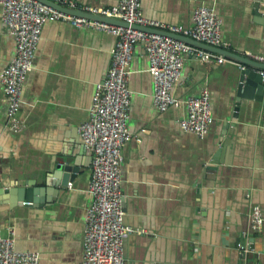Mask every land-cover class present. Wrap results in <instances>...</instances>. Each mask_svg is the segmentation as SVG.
<instances>
[{"label": "crops", "instance_id": "1", "mask_svg": "<svg viewBox=\"0 0 264 264\" xmlns=\"http://www.w3.org/2000/svg\"><path fill=\"white\" fill-rule=\"evenodd\" d=\"M77 2L112 7L118 0ZM202 4L222 18L227 50L264 57V0H142V11L191 27ZM1 14L0 5V73L17 50ZM114 43L106 31L47 22L24 85L19 131L8 124L0 81V232L8 235L12 227L17 249L38 252L39 264H84L93 153L79 127ZM130 71L133 137L123 150V208L125 222L141 232L125 238V264H264V222L259 229L251 222L255 207L264 218V98L237 100V65L187 57L173 93L185 99L209 89L214 122L199 139L181 128L185 105L155 106L143 43ZM62 157L80 167L67 187L53 174ZM242 241L252 244L248 259L241 258Z\"/></svg>", "mask_w": 264, "mask_h": 264}, {"label": "built area", "instance_id": "2", "mask_svg": "<svg viewBox=\"0 0 264 264\" xmlns=\"http://www.w3.org/2000/svg\"><path fill=\"white\" fill-rule=\"evenodd\" d=\"M51 1L93 16L74 14L40 0H0L2 19L14 37L17 49L15 56L0 73L8 102V124L14 131L23 127L19 111L24 85L33 68L43 27L47 22L62 21L78 28L89 27L115 36L110 67L106 77L96 84L89 118L79 127L84 145L93 153L90 183L93 201L85 216L84 264H125L124 240L130 234L141 232L125 222V194L122 189L123 150L133 137L129 128L132 97L129 79L130 62L136 45L143 43L148 52L150 72L154 78L155 106L165 110L170 106L185 105L187 115L180 121L181 128L199 139L206 138L214 122L211 94L208 88H204L196 96L191 95L185 99L175 96L173 90L182 75L186 58L194 56L204 62H230L241 70L247 65L172 36L176 33L227 49L230 43L224 39L223 20L214 6H197L193 13V25L185 27L147 18L142 11V0H118L112 7L80 6L77 0ZM94 15L102 19L94 18ZM106 19H116L121 24ZM249 58L264 62L263 56L252 53ZM262 73L264 75V70ZM251 220L252 228L259 229L262 226L264 218L260 207L254 208ZM248 244L245 241L238 245L241 253L247 251ZM39 262L38 252L17 249L15 230L12 227L8 235L0 232V264Z\"/></svg>", "mask_w": 264, "mask_h": 264}, {"label": "water", "instance_id": "3", "mask_svg": "<svg viewBox=\"0 0 264 264\" xmlns=\"http://www.w3.org/2000/svg\"><path fill=\"white\" fill-rule=\"evenodd\" d=\"M40 1H43L47 4H50V5L55 6V7L61 8L63 10H67V11L74 13V14H78V15L85 14V15L93 16L91 14L85 13L84 11H82L80 9H75V10L68 9L66 7L61 6L58 3L51 1V0H40ZM94 18L102 19L96 15H94ZM106 20H108L112 23L121 24L120 21L116 20V19H106ZM172 36L182 38L183 40H185L189 43H193V44H196L198 46L204 47L206 49L216 51V52L224 54L226 56L234 57V58L240 60L241 62L245 63L247 65V67L240 71V75L238 77L237 100L239 101L241 98H244V97L255 98L257 100H262L264 98V75L262 73V71L264 70V62L255 61V60H252L248 57H245V56H242L239 54H235V53H233L227 49L214 47V46L208 45L206 43L196 41L191 37L179 35L176 33H173ZM252 65L257 67V68H254ZM238 105H239V102H238ZM234 116H236V113H234ZM216 161H217V157L214 158L213 162H216ZM208 169H215V167L209 166ZM79 171H80V167L78 165L74 164V161L72 159L62 157L61 159L57 160V163L55 164V167L53 170V174H55L54 177L56 179H58V181L60 178L59 183L62 186L67 187L69 185V183L72 182V180L77 176ZM243 242L244 241H242V243ZM251 249H252V244L250 243V245L249 244L247 245V251L241 253V258L242 259H248Z\"/></svg>", "mask_w": 264, "mask_h": 264}]
</instances>
